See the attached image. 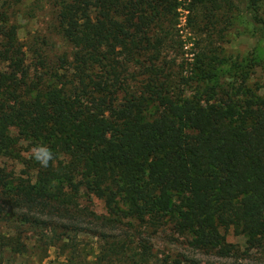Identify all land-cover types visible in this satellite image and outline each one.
<instances>
[{
    "label": "trees",
    "instance_id": "1",
    "mask_svg": "<svg viewBox=\"0 0 264 264\" xmlns=\"http://www.w3.org/2000/svg\"><path fill=\"white\" fill-rule=\"evenodd\" d=\"M16 1L0 0V154L22 168H0V223L11 227L0 250L22 254L26 234L52 243L89 233L105 242L85 264L264 252V91L221 82L211 74L217 49L190 34H219L240 8L264 37L259 1L33 0L65 46L55 61L46 38L39 48L19 41L5 12ZM194 42L189 76L175 59ZM84 196L108 216L82 206ZM229 230L245 237L244 251ZM159 233L185 254L159 260Z\"/></svg>",
    "mask_w": 264,
    "mask_h": 264
},
{
    "label": "rangeland",
    "instance_id": "2",
    "mask_svg": "<svg viewBox=\"0 0 264 264\" xmlns=\"http://www.w3.org/2000/svg\"><path fill=\"white\" fill-rule=\"evenodd\" d=\"M32 1L17 0L5 12L9 15L10 23L16 24L18 38L23 45L32 44L33 48H39L42 45V39L46 38L49 43V47L46 48V57L55 61L57 56L64 52L65 46L59 37L50 31L49 11L47 9H37ZM258 1L257 13L264 18V0ZM225 17L226 19L221 20L217 26L221 30L219 34L213 35L210 32V35L206 33L205 36V33H199L197 37L192 32L190 34L200 43V47L208 46L217 49L215 54L219 56L221 65L216 72L212 71L211 74H215L221 82H233L235 85L243 84L242 79H244L246 89L260 94L264 91V37L257 29L258 27L247 19L240 8H234ZM181 23L184 24L185 21L182 20ZM208 41H211L212 44L209 45ZM195 46V42L194 44L190 43L183 51L182 54L184 55L175 59L177 64L184 61L187 68L184 73L189 74V76L194 54L198 52V48ZM34 55L35 53L28 55V63L32 64L31 66L38 60H35ZM197 85H199L197 81L190 85L192 87L188 89L189 94L194 93ZM11 132L15 134L14 131ZM23 144V146H26V142ZM33 151L34 148L31 147L29 152ZM2 167L7 171L14 170L16 174H19L22 168L20 163L0 154V168ZM80 201L82 206H86L99 216H108L109 214L103 201L96 197L84 196ZM124 222L127 221L124 220ZM0 226H2L0 231L11 233L9 229L11 227L6 226L4 223H0ZM124 231L127 232L126 229ZM26 235L28 239L24 241L25 251L22 254H16L9 249L0 250V264H85V262L95 260L100 246L105 242L102 238L89 233H81L75 238L72 235V241L68 239V235H61L59 238L54 235L52 243L38 242L39 236L35 233ZM226 240L228 243L235 245L241 252L244 251L245 237L234 235L229 230ZM151 243L153 253L159 260H171L175 255L185 254L183 245L171 242L167 235L163 233L152 236ZM197 258L200 259L201 264H233L235 262V264H239L240 262L247 263L248 259L253 262L256 261V264H264V252L262 251H252L245 257L239 254L235 262L233 260L223 261L216 256L202 254L198 255Z\"/></svg>",
    "mask_w": 264,
    "mask_h": 264
}]
</instances>
